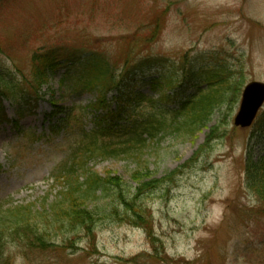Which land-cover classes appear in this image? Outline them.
Here are the masks:
<instances>
[{"label":"rangeland","instance_id":"1","mask_svg":"<svg viewBox=\"0 0 264 264\" xmlns=\"http://www.w3.org/2000/svg\"><path fill=\"white\" fill-rule=\"evenodd\" d=\"M63 48L103 53L117 67L125 63L128 50L136 55L145 51L150 65L131 77L124 90L155 99L157 78L179 81L169 93L183 95L224 66L246 84L264 82V0H9L0 8L4 74L25 79L34 53L63 54L59 63L66 64ZM78 63L69 60L51 74L42 87L47 97L36 105L4 100L8 117L16 118L18 108L25 113L19 127L0 122L1 213L9 214L16 205L41 208L44 198L51 202L57 195L60 186L53 175L75 149V135L58 128L61 132L33 143L25 134L50 135L49 125L63 116H49L50 98L75 114L79 106L95 101L94 94L68 87L74 79L66 75L67 65L76 71ZM241 94L235 102L226 98L196 136L171 131L148 145L149 175L141 181L176 174L144 199L152 233L139 223L118 221L112 214V206H119L116 192H103L115 196L99 200L109 209L100 214L93 234L52 228L53 243L45 247L10 236L0 248V264H264V211L245 172L249 159L264 155V133L255 132L258 122L264 124V105L253 126L237 127ZM145 107L126 106L115 121L123 124ZM92 124L90 116L86 127ZM90 167L119 177L124 193L141 182L133 179L141 167L133 156L92 159Z\"/></svg>","mask_w":264,"mask_h":264},{"label":"trees","instance_id":"2","mask_svg":"<svg viewBox=\"0 0 264 264\" xmlns=\"http://www.w3.org/2000/svg\"><path fill=\"white\" fill-rule=\"evenodd\" d=\"M9 0H0V8ZM63 52L68 55V60L78 63V70H70L67 65V74L72 73L71 84L75 90L88 91L94 94L95 101L81 108L80 115L94 113L104 110L102 116L95 118L94 127L81 129L82 140L67 157L55 169L53 178L55 185L60 186L57 195L51 202L44 198L41 208L35 204L16 205L9 209V214L0 212V248L3 241L8 237H19L21 240L34 247H45L53 243L50 229H76L87 231L93 234L100 218L105 214L108 207L98 204L102 198L114 199L115 194L104 197L103 192H116V200L119 206H112V214L118 221H130L144 225L153 232L151 221L148 218V206L145 197L163 185L172 182L176 174H167L163 178H150L152 180L141 181L146 178L144 175L149 172L148 159L145 151L151 142L158 140L161 136L171 131H180L182 136H196L211 121L215 111L221 107L225 99L238 101L239 95L245 84L244 79L235 77L233 70L229 67H219L208 74L200 83L194 85L196 90L189 95L180 107L172 114L154 113L147 110L138 115L130 117L129 122L120 124L115 121L125 104L128 101L134 103L148 101L158 107L161 100H169L167 91L176 86L179 81L168 78L162 81L157 78L153 87L159 92V98L154 99L146 95L132 94L124 90L128 86L131 77L141 74L142 69L150 65L149 55L144 56L145 51L137 55L131 51L125 54V63L122 66H115L111 59L100 52L80 51L78 48H69ZM137 53V52H136ZM83 55H86L83 57ZM64 55L55 53L36 54L34 53L31 73L28 76L17 77L16 75L4 74L0 71V121L12 122L19 127L18 117L25 113L23 108H18L16 119H10L4 110V100L9 99L12 103L21 102L28 105L38 103L45 99L47 92H42V87L47 85L51 74L57 72L60 67L66 64L59 63ZM59 60V61H58ZM184 67V66H182ZM76 76V77H75ZM66 80V79H63ZM52 93V92H51ZM117 96H115L116 94ZM112 94V98L109 95ZM22 99V100H20ZM21 102H20V101ZM118 102L116 111L110 110L111 103ZM126 101V102H124ZM55 107L52 117L64 111L61 123L64 127H71L72 117L70 113L59 107V100L50 98ZM163 111V110H160ZM165 111V110H164ZM119 118H121L119 116ZM262 120L257 123L255 132L264 133ZM62 126V127H63ZM262 126V127H261ZM51 125L50 132L57 133L58 129ZM261 130V132H260ZM31 141L40 140L45 137L41 135H28ZM218 136L214 134V141ZM211 142V141H210ZM130 157L137 159L140 164L138 172L133 174V179L139 182L138 186L131 188V191L124 193L123 181L119 177H112L110 174H100L90 167L92 159L96 158H121ZM247 186L252 193L262 202L264 211V155L257 160L249 159L246 165ZM115 201V200H114ZM111 214V215H112ZM107 215V214H105ZM146 228V230H147ZM71 243L73 241L69 240ZM157 250V248H155Z\"/></svg>","mask_w":264,"mask_h":264},{"label":"water","instance_id":"3","mask_svg":"<svg viewBox=\"0 0 264 264\" xmlns=\"http://www.w3.org/2000/svg\"><path fill=\"white\" fill-rule=\"evenodd\" d=\"M264 104V82L253 81L246 85L241 106L235 118V125L248 127L252 125L261 106Z\"/></svg>","mask_w":264,"mask_h":264}]
</instances>
